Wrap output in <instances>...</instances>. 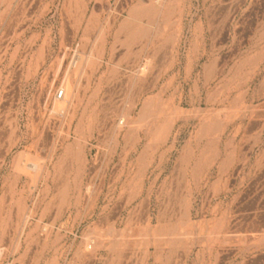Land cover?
I'll use <instances>...</instances> for the list:
<instances>
[{
	"label": "rangeland",
	"instance_id": "rangeland-1",
	"mask_svg": "<svg viewBox=\"0 0 264 264\" xmlns=\"http://www.w3.org/2000/svg\"><path fill=\"white\" fill-rule=\"evenodd\" d=\"M252 217L264 0H0V264H210Z\"/></svg>",
	"mask_w": 264,
	"mask_h": 264
},
{
	"label": "crops",
	"instance_id": "crops-1",
	"mask_svg": "<svg viewBox=\"0 0 264 264\" xmlns=\"http://www.w3.org/2000/svg\"><path fill=\"white\" fill-rule=\"evenodd\" d=\"M255 218H251V220L247 223V227H242L241 222H239V226L232 228V233L234 234H260L264 228L260 226H252L253 220ZM191 250L192 252V261L200 262L207 260L210 261V264H264V244L259 246H253V252L250 254H244L242 252V245L240 243L233 244H219V245H204L198 244L194 245ZM195 251V252H194ZM206 251L215 252L209 253L206 255ZM16 252H14V245H11L8 251L7 264H17L16 262ZM6 264V263H4Z\"/></svg>",
	"mask_w": 264,
	"mask_h": 264
},
{
	"label": "built area",
	"instance_id": "built-area-1",
	"mask_svg": "<svg viewBox=\"0 0 264 264\" xmlns=\"http://www.w3.org/2000/svg\"><path fill=\"white\" fill-rule=\"evenodd\" d=\"M77 63H78V55H77V50H75L72 55L70 65L68 69L66 70L65 74H68L71 67H75ZM51 95H52L51 101L53 103H52V109L49 111V114L54 115L58 122V125H62V127L65 129L68 123V118H69L68 111H67V105H68L69 100L67 97V88L65 86V80H63L54 90L51 88L48 91L46 98L44 99V101L41 102L43 107L48 105ZM56 104H60V107L55 110ZM56 140H57L56 143L59 144L61 141V138H57ZM28 165H29V168L35 169L33 164L29 163ZM89 248H91V246H89Z\"/></svg>",
	"mask_w": 264,
	"mask_h": 264
},
{
	"label": "bare ground",
	"instance_id": "bare-ground-1",
	"mask_svg": "<svg viewBox=\"0 0 264 264\" xmlns=\"http://www.w3.org/2000/svg\"><path fill=\"white\" fill-rule=\"evenodd\" d=\"M57 106H58V104H57ZM143 120H144V118H143ZM33 164V163H32ZM36 165V164H35ZM30 169V168H29ZM33 170V169H32ZM1 255V254H0Z\"/></svg>",
	"mask_w": 264,
	"mask_h": 264
}]
</instances>
